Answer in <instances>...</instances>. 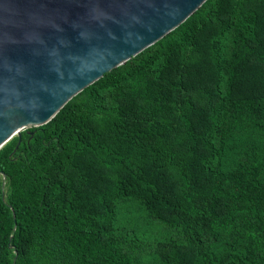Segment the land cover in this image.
<instances>
[{
    "label": "trees",
    "instance_id": "obj_1",
    "mask_svg": "<svg viewBox=\"0 0 264 264\" xmlns=\"http://www.w3.org/2000/svg\"><path fill=\"white\" fill-rule=\"evenodd\" d=\"M27 130L0 264H264V0H204Z\"/></svg>",
    "mask_w": 264,
    "mask_h": 264
},
{
    "label": "water",
    "instance_id": "obj_2",
    "mask_svg": "<svg viewBox=\"0 0 264 264\" xmlns=\"http://www.w3.org/2000/svg\"><path fill=\"white\" fill-rule=\"evenodd\" d=\"M203 1L0 0V147L17 135L16 148L22 130L48 121Z\"/></svg>",
    "mask_w": 264,
    "mask_h": 264
}]
</instances>
